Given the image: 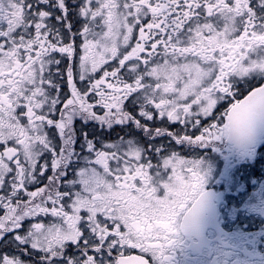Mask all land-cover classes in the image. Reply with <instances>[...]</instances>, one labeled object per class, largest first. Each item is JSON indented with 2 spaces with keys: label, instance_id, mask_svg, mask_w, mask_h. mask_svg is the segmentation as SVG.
<instances>
[{
  "label": "snow or ice",
  "instance_id": "1",
  "mask_svg": "<svg viewBox=\"0 0 264 264\" xmlns=\"http://www.w3.org/2000/svg\"><path fill=\"white\" fill-rule=\"evenodd\" d=\"M260 138L264 0H0V264H165Z\"/></svg>",
  "mask_w": 264,
  "mask_h": 264
},
{
  "label": "flooded vegetation",
  "instance_id": "2",
  "mask_svg": "<svg viewBox=\"0 0 264 264\" xmlns=\"http://www.w3.org/2000/svg\"><path fill=\"white\" fill-rule=\"evenodd\" d=\"M201 158L210 195L198 226L180 233L165 264H264V138L243 152L220 142Z\"/></svg>",
  "mask_w": 264,
  "mask_h": 264
}]
</instances>
